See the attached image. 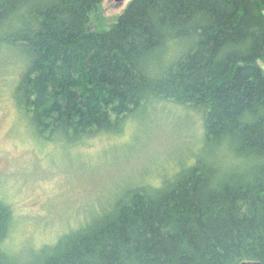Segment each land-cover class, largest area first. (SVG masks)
<instances>
[{
	"label": "trees",
	"instance_id": "1",
	"mask_svg": "<svg viewBox=\"0 0 264 264\" xmlns=\"http://www.w3.org/2000/svg\"><path fill=\"white\" fill-rule=\"evenodd\" d=\"M102 2L0 0L14 100L71 146L165 112L174 164L22 253L0 198V264H264V0H129L99 28Z\"/></svg>",
	"mask_w": 264,
	"mask_h": 264
},
{
	"label": "rangeland",
	"instance_id": "2",
	"mask_svg": "<svg viewBox=\"0 0 264 264\" xmlns=\"http://www.w3.org/2000/svg\"><path fill=\"white\" fill-rule=\"evenodd\" d=\"M128 1L103 0L92 16L93 25L108 26ZM15 66L0 67V198L12 206V246L15 253H22L85 223L145 170L148 174L172 167L176 130L162 112L139 125L128 122L121 133L98 135L86 144L39 139L13 97ZM172 113L191 118L183 109Z\"/></svg>",
	"mask_w": 264,
	"mask_h": 264
},
{
	"label": "water",
	"instance_id": "3",
	"mask_svg": "<svg viewBox=\"0 0 264 264\" xmlns=\"http://www.w3.org/2000/svg\"><path fill=\"white\" fill-rule=\"evenodd\" d=\"M114 1L117 3H122L123 1L126 0H114ZM240 264H262V263L259 261H242Z\"/></svg>",
	"mask_w": 264,
	"mask_h": 264
}]
</instances>
